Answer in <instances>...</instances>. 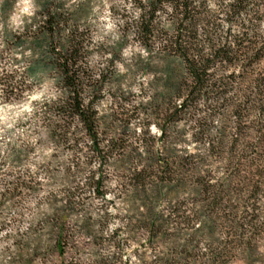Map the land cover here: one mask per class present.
<instances>
[{
	"label": "trees",
	"instance_id": "16d2710c",
	"mask_svg": "<svg viewBox=\"0 0 264 264\" xmlns=\"http://www.w3.org/2000/svg\"><path fill=\"white\" fill-rule=\"evenodd\" d=\"M129 1L136 14L120 13L122 40L154 59L153 79L159 76L160 83L142 111L111 114V133L101 129L96 108L105 75L90 62V32L77 25L69 0H43L19 33L3 36L4 44H28L31 80L54 76L59 94L36 102L29 117L41 118L51 140L70 150L63 201L58 206V195L47 192L50 211L32 225L36 231L24 242L12 231L13 264H65L68 249L86 245L91 257L78 254L70 264H125L124 230H143L159 264H229L241 253H258L264 235V0ZM15 2L0 0V15L7 17ZM0 86L8 100L25 92L5 67ZM139 116L159 135L133 141L118 133L117 121L129 124ZM181 122L195 130L193 150H179L175 136L165 138ZM153 141L163 145L161 154ZM21 150L29 147L13 146L11 156ZM107 157L119 162L115 188H103L101 175L88 169ZM35 185L41 186L35 172H0V210L4 203L15 210L11 218L0 211V229L15 227L24 193ZM126 190L141 199L138 217L109 228L106 205ZM165 194L175 199L154 207ZM91 196L104 200L96 215L85 211ZM74 212L84 213L79 224L72 222Z\"/></svg>",
	"mask_w": 264,
	"mask_h": 264
},
{
	"label": "rangeland",
	"instance_id": "374dc122",
	"mask_svg": "<svg viewBox=\"0 0 264 264\" xmlns=\"http://www.w3.org/2000/svg\"><path fill=\"white\" fill-rule=\"evenodd\" d=\"M42 1L16 0L7 17L0 15V50L4 49L3 52H0V70L5 67L14 71L16 79L25 89L23 96L11 100L5 99L0 90V172H12L13 174L35 172L41 183V186L35 185L33 189L24 193L23 204L19 210L20 216H16L19 221L15 227L11 223L10 226L0 229V264H13L12 258L15 249L11 245L12 231H17L22 241H26L36 231L32 225H35L50 211V205L47 204L44 195L47 192L58 195L57 205L60 206L63 201L61 199L62 191L67 186L66 165L70 150L65 146L56 145L51 140L49 129L45 123H42L41 118L38 116L29 117V112L36 102L41 101L44 97H54L59 94L54 76L46 73L39 79L31 80L26 71V67L32 59L28 44L26 42L17 45L4 44L3 41V36L6 33L9 35L21 31L24 17L29 15ZM69 3L70 13L77 25L90 32L89 43L92 47L90 62L96 68H100L105 75L104 93L96 108L101 121V129L104 133H109L111 131V114L142 111L146 107L144 103L147 97L151 92L153 93V85L159 84L160 78L158 76L157 81L153 79L154 59L149 58L134 42L124 44L122 40L119 26L122 22L120 13H125L124 9H127L129 15L136 14L130 6L129 0H69ZM114 50L117 53L112 56L111 53ZM143 67H148V69L143 70ZM113 95H116L117 103L112 100ZM139 117L136 120L132 119L129 124L123 120L117 121L116 125L120 129L118 133H123L126 139L133 141L143 135L146 138L159 135V130L153 122L147 124L145 117ZM194 132V129L192 130L181 122L176 128H169L165 138L175 136L180 141L179 150H185L188 147L193 150L194 146L191 140ZM155 142L157 141H153V151L156 154H161L163 145ZM13 146L18 149L29 147V150H21L19 155L13 158L11 156V147ZM139 151L137 150V153ZM118 165L119 162L116 158L107 157L103 159L101 165L97 161H92L88 165V169L95 171L96 175L98 173L101 175L103 188L108 186L115 188ZM149 187L151 189V185ZM111 197L113 196L111 195ZM171 197L175 199V196L165 194L163 198L154 203V207L162 208ZM86 200L88 208L85 211L86 213L90 211L93 215L99 212V208L103 206L104 202L101 198L92 196ZM4 202H8L7 198ZM141 205V199L135 198L132 190L115 195L113 202L106 205L112 214L108 227L122 224L127 218H137V209H140ZM0 211L3 218L15 216V210L6 203L3 204ZM74 213L76 214L72 215V222L79 224L84 213ZM120 237L127 238L126 243L123 244L121 257L125 264H159L161 262L156 261L158 253L148 244L147 235L143 230L132 232L124 230ZM80 240L87 242V237L84 239L80 237ZM86 247L77 252L68 249L65 254V264H70L72 256L81 255L85 259L91 257L90 246L86 245ZM58 263L60 264V262ZM173 263L171 262V264ZM32 264L43 263L35 261ZM229 264H264V235L258 242L257 254L249 257L241 253Z\"/></svg>",
	"mask_w": 264,
	"mask_h": 264
}]
</instances>
